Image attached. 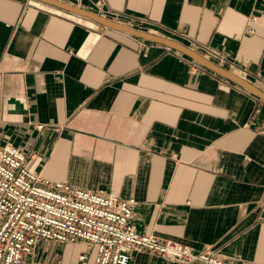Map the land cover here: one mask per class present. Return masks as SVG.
Listing matches in <instances>:
<instances>
[{
	"label": "crops",
	"instance_id": "0c3cea01",
	"mask_svg": "<svg viewBox=\"0 0 264 264\" xmlns=\"http://www.w3.org/2000/svg\"><path fill=\"white\" fill-rule=\"evenodd\" d=\"M59 1L147 19L187 48L195 39L264 93V0ZM193 61L35 0H0V145L45 178L134 198L142 234L264 264V100ZM96 254L41 241L24 264ZM131 264L181 263L142 252Z\"/></svg>",
	"mask_w": 264,
	"mask_h": 264
},
{
	"label": "built area",
	"instance_id": "2783aa9c",
	"mask_svg": "<svg viewBox=\"0 0 264 264\" xmlns=\"http://www.w3.org/2000/svg\"><path fill=\"white\" fill-rule=\"evenodd\" d=\"M154 24L128 17L126 25L163 37L160 31L165 29ZM187 39L191 50L248 80L244 73L232 71L236 64L225 54ZM137 205L134 198L123 199L115 192L91 191L45 178L29 169L23 150L0 145V264H24L41 241L84 242L97 249L94 264H131L134 254L142 252L181 264H247L219 251L198 252L174 240L138 232L133 222Z\"/></svg>",
	"mask_w": 264,
	"mask_h": 264
},
{
	"label": "water",
	"instance_id": "95a60500",
	"mask_svg": "<svg viewBox=\"0 0 264 264\" xmlns=\"http://www.w3.org/2000/svg\"><path fill=\"white\" fill-rule=\"evenodd\" d=\"M38 1L40 3H44L46 5L58 8L60 10L75 14L77 16L89 19L94 21L97 24H100L106 28L109 29H113L116 31H120L122 33L143 39V40H147V41H151L153 43H157L160 45H163L165 47H167L168 49L177 51L183 55H185L186 57L194 60L195 62L201 64L202 66H204L205 68L217 73L218 75L230 80L231 82L239 85L240 87L246 89L247 91L257 95L259 98L264 100V93L262 91H260L255 85H253L252 83H250L249 81L241 78L240 76L222 68L217 66L216 64L212 63L211 61L207 60L206 58L202 57L201 55H199L198 53L194 52L193 50L185 47L184 45L169 39V38H165V37H161V36H157V35H153L147 32H143L140 30H137L135 28L129 27L127 25L121 24L120 22L102 17L101 15L94 13L92 11H88L86 9H83L79 6H75L72 4H68V3H63L59 0H35Z\"/></svg>",
	"mask_w": 264,
	"mask_h": 264
}]
</instances>
